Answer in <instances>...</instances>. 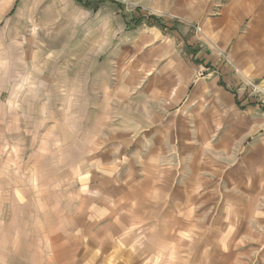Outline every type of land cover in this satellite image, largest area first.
<instances>
[{"label":"rangeland","instance_id":"obj_1","mask_svg":"<svg viewBox=\"0 0 264 264\" xmlns=\"http://www.w3.org/2000/svg\"><path fill=\"white\" fill-rule=\"evenodd\" d=\"M116 1L122 6L0 0V264H264L260 188L242 201L247 206L235 205L241 218L250 214L246 226H220L218 214L188 229L157 218L152 206L163 190L127 139L141 115L126 100L153 93L183 34L176 40L156 22H127L148 14L167 26L178 19L186 36L212 50L231 89L260 106L263 58L217 38L224 25L209 32L201 20L213 13L203 6L174 15L171 0ZM258 2L234 24L235 35L254 18L264 24ZM161 226L170 235L157 240Z\"/></svg>","mask_w":264,"mask_h":264},{"label":"crops","instance_id":"obj_2","mask_svg":"<svg viewBox=\"0 0 264 264\" xmlns=\"http://www.w3.org/2000/svg\"><path fill=\"white\" fill-rule=\"evenodd\" d=\"M258 1L171 0L169 10L176 15L186 8L194 12L205 7L213 13L201 20L209 32L224 25L225 29L216 32L217 38L234 39V47L244 44L250 50L246 54L264 60V24L254 18L242 35H235L234 26L258 10ZM159 20L162 31L175 32L171 36L176 40L182 34L183 38L176 41L173 52L172 47L166 50L171 53L165 55L157 88L150 89L153 93L143 96L139 90L126 100L138 105L141 115L132 125L138 129L133 132L137 135L127 139L138 146V161L147 160L144 166L153 177L151 184L163 190L161 203L157 201L152 207L158 208L157 218H172L174 227L188 229L201 221L206 225L213 214L222 216L216 218L221 219L220 226H246L250 214L243 212L241 218L236 206H247L242 201L252 197L251 192L264 191V106L231 89V79L221 71L212 50L197 45L191 34L186 36L188 31L180 29L178 19L170 26L161 17ZM146 24L154 26L155 22ZM258 40L263 41L256 46ZM167 161L170 168L164 164ZM157 179L163 185L155 184ZM226 206L235 208L228 212ZM167 235L170 228L165 226L154 232L157 240Z\"/></svg>","mask_w":264,"mask_h":264},{"label":"trees","instance_id":"obj_3","mask_svg":"<svg viewBox=\"0 0 264 264\" xmlns=\"http://www.w3.org/2000/svg\"><path fill=\"white\" fill-rule=\"evenodd\" d=\"M77 1L79 3L84 4L86 7H93V8H98L100 5H102V4L106 3V2H113L118 7L122 6V4L120 2H117L116 0H77ZM154 17L152 15H149V16L140 15L138 17H133L131 20H129L127 22V24L128 25L133 24V27H137L143 21H147L149 23H153ZM155 20H154V22H156L157 24L161 25V22H160V20L158 18H156Z\"/></svg>","mask_w":264,"mask_h":264}]
</instances>
